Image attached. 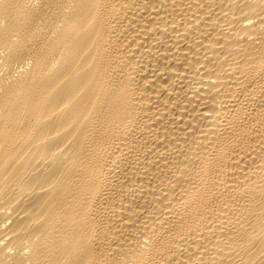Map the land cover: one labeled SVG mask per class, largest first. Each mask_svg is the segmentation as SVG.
<instances>
[{
	"label": "bare ground",
	"instance_id": "obj_1",
	"mask_svg": "<svg viewBox=\"0 0 264 264\" xmlns=\"http://www.w3.org/2000/svg\"><path fill=\"white\" fill-rule=\"evenodd\" d=\"M0 264H264V0H0Z\"/></svg>",
	"mask_w": 264,
	"mask_h": 264
}]
</instances>
